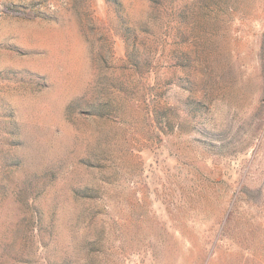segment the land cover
<instances>
[{
	"label": "rangeland",
	"instance_id": "obj_1",
	"mask_svg": "<svg viewBox=\"0 0 264 264\" xmlns=\"http://www.w3.org/2000/svg\"><path fill=\"white\" fill-rule=\"evenodd\" d=\"M0 264H264V0H0Z\"/></svg>",
	"mask_w": 264,
	"mask_h": 264
},
{
	"label": "trees",
	"instance_id": "obj_2",
	"mask_svg": "<svg viewBox=\"0 0 264 264\" xmlns=\"http://www.w3.org/2000/svg\"><path fill=\"white\" fill-rule=\"evenodd\" d=\"M200 107V102L199 101H187L186 105H184L183 110H185L188 113H193L195 112L198 108Z\"/></svg>",
	"mask_w": 264,
	"mask_h": 264
}]
</instances>
